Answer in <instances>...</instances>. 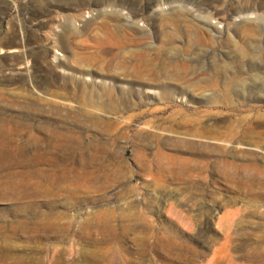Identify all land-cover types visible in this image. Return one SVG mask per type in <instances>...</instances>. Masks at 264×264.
<instances>
[{"label":"rangeland","instance_id":"rangeland-1","mask_svg":"<svg viewBox=\"0 0 264 264\" xmlns=\"http://www.w3.org/2000/svg\"><path fill=\"white\" fill-rule=\"evenodd\" d=\"M143 1L159 2L146 8L151 32L158 13L199 25L205 9L221 12L223 19L212 20L216 30L202 24L209 42L198 51L208 59L227 55L231 41V50L244 44L245 25L233 17L240 0ZM30 6L49 10L44 33L28 31ZM79 8L77 0H0V68L19 72L15 84L0 79V264H103L107 251L117 264H264V58L195 69L191 81L200 86L171 81L170 98L145 89L119 103L106 117L109 127L87 116L98 115L87 100L106 98L65 88L68 71L53 66L56 55L69 56L54 33L68 30L69 18L82 28L92 17ZM35 40L50 42L46 58L33 51ZM232 78L241 87L231 86ZM26 83L29 90L19 86ZM43 87L64 93L78 113L30 96ZM146 124L200 133L212 146L136 138ZM225 160L235 167L221 166ZM103 210L113 212L107 228L99 221ZM57 251L63 253L54 260Z\"/></svg>","mask_w":264,"mask_h":264},{"label":"bare ground","instance_id":"bare-ground-1","mask_svg":"<svg viewBox=\"0 0 264 264\" xmlns=\"http://www.w3.org/2000/svg\"><path fill=\"white\" fill-rule=\"evenodd\" d=\"M77 1L80 2L79 11L91 13L92 17L84 21L82 28L75 26L73 23L74 18H69L67 20L69 29L59 34L54 33L57 36L54 44L59 50L68 52L69 56H67V60H64L55 54L58 60L53 66L62 67L65 71H68V75L63 77L65 88H72L80 92L82 96L100 92L106 98L105 101L87 100L86 102L97 109L98 115L87 114L88 118L95 123H108L107 125L112 127L114 123L106 120V117L118 110L119 103L122 105L132 102L131 97L134 95L140 96L145 89L160 91L162 89L164 92H161V96L165 99L171 97L172 93L169 87L173 84V81L188 88L200 86L197 82L191 81L193 78L191 75L195 69L211 67L214 71L219 68L223 61L228 62V65L229 63H241L242 61H251L254 64V60L257 58H264V37L258 39V36L264 33V12H259L260 9H264V0H240L241 5L235 10L233 17L240 18L245 25L242 32L245 39L244 44L242 41L241 45H236L235 40L231 38L235 42L234 48L229 49L231 41L229 48H227V55H212L210 59L207 57V52L198 51L203 48L202 44L204 42H209L207 30L203 28L202 24L211 30H216L217 27L212 20L223 19L221 12L218 10L207 8L198 14L202 23H199L200 26L179 15L172 17L171 14L159 15L158 13L155 17L159 20V25L157 24L158 26L151 32L146 26V8L154 11L159 2L150 1L144 7L145 5L141 6L144 1L138 0L140 4L138 7H134L127 6L125 0L112 3L106 0ZM244 2L245 4H243ZM47 10L45 9L41 13L37 12L32 6L28 8L25 17L28 31L44 33V31H41V27L45 21L43 16L47 14ZM95 12L97 16H95ZM142 21L144 24L141 26L140 22ZM150 40H154V42H149ZM177 40L182 42V45H176ZM157 41L159 43H155ZM10 44L9 46H12ZM49 44L50 42L47 41L35 40L32 49L40 57L46 58L50 49ZM204 45L206 44L204 43ZM189 53L194 54L193 57H189ZM188 57L194 59L192 63L189 62ZM0 69L1 81L11 84L16 83V74H19V72H16L13 66L2 64ZM85 77L90 78V80ZM234 78L230 80V84L238 88L240 85ZM211 84L213 85L212 81ZM36 85L40 86L39 84ZM244 85L246 86V82H243ZM19 86L29 90L27 89V83ZM43 89L42 95L34 96L30 94V96L60 111H66L69 114L78 113V108L68 101L64 93L50 91L45 87ZM70 134L68 135L69 138L76 139L77 136ZM136 136V138L142 140L160 136L161 139L177 141L183 145L212 146L207 141L209 139L200 133L189 136L171 129H160L157 125L146 124L145 127H138ZM237 148L240 149V147ZM158 154L163 155L164 152L158 150ZM221 166L230 169L235 167V163L225 160ZM112 213L110 210L101 211L99 221L102 226L107 228L112 219ZM62 253V251H57L52 258L57 260L56 258ZM94 254L93 252L92 256ZM102 258H107L103 264H117L115 263V255L111 256L109 251Z\"/></svg>","mask_w":264,"mask_h":264}]
</instances>
